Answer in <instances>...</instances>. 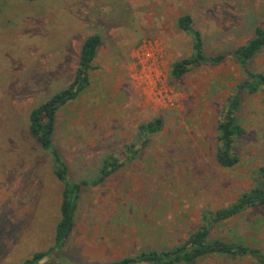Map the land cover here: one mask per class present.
Here are the masks:
<instances>
[{
    "label": "rangeland",
    "instance_id": "374dc122",
    "mask_svg": "<svg viewBox=\"0 0 264 264\" xmlns=\"http://www.w3.org/2000/svg\"><path fill=\"white\" fill-rule=\"evenodd\" d=\"M184 13L205 53L225 58L175 77L173 63L191 52L177 25ZM255 25L264 27V0H0V264L53 246L63 185L28 117L72 81L92 33L101 42L89 87L58 109L53 143L75 181L91 179L106 158L123 165L82 187L67 243L39 264H102L170 248L200 227L204 213L264 192V89L242 94L238 162L216 160V122L244 77L231 52ZM249 65L264 72V49ZM157 117L160 130L143 144L138 126ZM210 238L240 240L264 256V204L218 221ZM194 264L254 259L212 255Z\"/></svg>",
    "mask_w": 264,
    "mask_h": 264
},
{
    "label": "trees",
    "instance_id": "16d2710c",
    "mask_svg": "<svg viewBox=\"0 0 264 264\" xmlns=\"http://www.w3.org/2000/svg\"><path fill=\"white\" fill-rule=\"evenodd\" d=\"M36 1V0H23ZM178 27L189 34L191 40V52L187 57L173 63L171 73L179 77L191 68L202 64H217L225 58V54L207 55L204 51V41L200 32L194 27V22L189 13L180 15L177 19ZM101 42L98 33H92L83 40L77 66L72 81L63 89L52 94L47 100L29 113L28 129L31 136L39 146L50 154L53 173L61 181L63 188L60 202V218L55 225L54 243L48 252H36L21 264H39L46 255H52L53 251L59 252L67 243L74 224V217L79 204L81 189L83 186H94L104 181L112 172L118 170L123 163L117 158H106L98 169V172L89 180L75 181L69 176V171L64 158L53 143L55 120L58 109L69 101L76 99L89 87V72L92 69V61L96 56L97 47ZM264 49V27L255 25L252 36L243 44L232 49V56L240 66L244 77L236 87L228 94L227 100L221 109L219 119L216 122V137L218 149L216 160L225 167L233 166L238 162V155L234 150L235 137L244 133V129L237 119V112L241 106L242 94L256 93L264 89V72L250 68V60ZM161 119L140 124L137 128L138 135L146 144L149 135L156 133L161 128ZM130 144L127 148L131 156L136 150ZM264 204V192L242 193L233 203L214 212H206L202 215V224L191 232L181 243L163 250L150 249L142 251L135 257H125L118 261H110L102 264H194L198 260L208 256L218 255L229 258L250 256L254 264H264V256L255 248L243 241L229 242L222 239H211L210 228L218 221L234 216L249 207Z\"/></svg>",
    "mask_w": 264,
    "mask_h": 264
},
{
    "label": "crops",
    "instance_id": "0c3cea01",
    "mask_svg": "<svg viewBox=\"0 0 264 264\" xmlns=\"http://www.w3.org/2000/svg\"><path fill=\"white\" fill-rule=\"evenodd\" d=\"M81 197V196H80ZM80 201V200H79ZM78 207V206H77Z\"/></svg>",
    "mask_w": 264,
    "mask_h": 264
}]
</instances>
